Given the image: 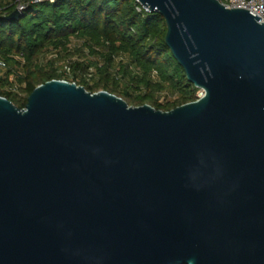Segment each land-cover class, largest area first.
<instances>
[{
  "label": "water",
  "instance_id": "obj_1",
  "mask_svg": "<svg viewBox=\"0 0 264 264\" xmlns=\"http://www.w3.org/2000/svg\"><path fill=\"white\" fill-rule=\"evenodd\" d=\"M137 1L205 95L171 111L66 80L25 109L0 96V264H264L263 19Z\"/></svg>",
  "mask_w": 264,
  "mask_h": 264
},
{
  "label": "trees",
  "instance_id": "obj_2",
  "mask_svg": "<svg viewBox=\"0 0 264 264\" xmlns=\"http://www.w3.org/2000/svg\"><path fill=\"white\" fill-rule=\"evenodd\" d=\"M14 1L0 0V96L17 108L25 109L31 93L52 80L162 111L197 100L198 88L166 44L165 18L138 12L137 0H57L31 5L20 20H7L16 11ZM53 52L68 58L65 69L58 70L53 56L44 63ZM164 93L177 97L162 104Z\"/></svg>",
  "mask_w": 264,
  "mask_h": 264
},
{
  "label": "built area",
  "instance_id": "obj_3",
  "mask_svg": "<svg viewBox=\"0 0 264 264\" xmlns=\"http://www.w3.org/2000/svg\"><path fill=\"white\" fill-rule=\"evenodd\" d=\"M55 1L57 0H15L13 2V5H15L17 11L23 13L26 10H28V8L31 5L46 3V2L54 3ZM219 1L222 4H224L227 8H240V9L248 10L253 16L256 17L259 16L260 18H262L264 22V0H219ZM138 4H139V6L137 7L138 12H142L144 10L145 13H153L149 8L144 7L139 2ZM19 59H21V57H19ZM13 80L14 78L12 77L11 81ZM204 95L205 92L202 90V93L197 98V100L202 98Z\"/></svg>",
  "mask_w": 264,
  "mask_h": 264
},
{
  "label": "rangeland",
  "instance_id": "obj_4",
  "mask_svg": "<svg viewBox=\"0 0 264 264\" xmlns=\"http://www.w3.org/2000/svg\"><path fill=\"white\" fill-rule=\"evenodd\" d=\"M25 20H28V18H26ZM76 43L77 42L74 40L71 45L74 46V44H76ZM52 56L54 57V59H56V62L58 64L57 65L58 66V70L65 69L68 66L69 62L66 60L68 58H64L63 56H58L57 57L56 56V53H54V52H53V54L52 53H49L48 56H46L44 58V60H43L44 63L47 62ZM73 58H74L73 60L75 61V60L78 59V56H74ZM17 93L21 97H24L25 96V93L23 92V90L21 88L18 89ZM201 93H202V89H199L198 88V91L196 92V98H198ZM176 97H177L176 95L169 96V95H167V94L164 93V94L161 95L160 103L164 104V103H166V101H167L168 98L171 101V100L176 99Z\"/></svg>",
  "mask_w": 264,
  "mask_h": 264
}]
</instances>
